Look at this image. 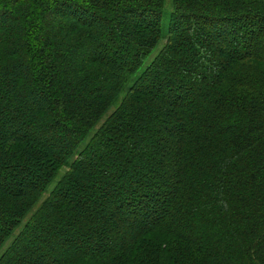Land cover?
<instances>
[{"label": "trees", "instance_id": "1", "mask_svg": "<svg viewBox=\"0 0 264 264\" xmlns=\"http://www.w3.org/2000/svg\"><path fill=\"white\" fill-rule=\"evenodd\" d=\"M166 2L0 0V264H264V0Z\"/></svg>", "mask_w": 264, "mask_h": 264}, {"label": "rangeland", "instance_id": "2", "mask_svg": "<svg viewBox=\"0 0 264 264\" xmlns=\"http://www.w3.org/2000/svg\"><path fill=\"white\" fill-rule=\"evenodd\" d=\"M166 9H167L166 11H168V13H167V17H168V14H170V12H172V10H173L172 0H167V2H166ZM164 19H165V18H164ZM168 24H169V23H167V22L164 21V30H163V33H164V34H163V39L161 40L159 46H158L157 49L154 51V53H153V54L148 58V60L145 62V66H146L147 64H149V62L152 61V60L158 55V53L161 51V49L166 45V42H167V39H166V38H167V35H166V34H167V27H168ZM150 63H151V62H150ZM144 68H145V67H143L142 69H144ZM120 102H121V97H120V100L117 101V103L115 104V106L109 111L108 115L105 116V118L103 119L102 122H105V121L107 120V118H108V117L114 112L115 108L120 104ZM101 125H102V123H100V124L97 126V128H96L95 131H97V130L99 129V127H101ZM95 131L92 133V135L95 133ZM67 170H68L67 168H63V169L59 172L57 179H56L55 182L50 186L49 191L52 190V189L54 188L55 184H56V183L62 178V176L66 173ZM49 191L46 193V195H44V197H42L41 202H43V200L48 196ZM41 202H40V203H41ZM35 210H36V208H35ZM31 216H32V213L27 217V219L24 220L22 226L25 225V223L28 221V219H29ZM18 232H19V230H17L16 234H17ZM11 242H12V240H10V241L7 243V246H9V245L11 244ZM90 264H95V263H90Z\"/></svg>", "mask_w": 264, "mask_h": 264}]
</instances>
